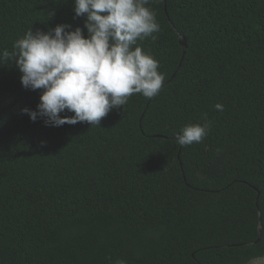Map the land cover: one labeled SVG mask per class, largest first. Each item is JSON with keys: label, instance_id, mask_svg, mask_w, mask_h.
Masks as SVG:
<instances>
[{"label": "trees", "instance_id": "obj_1", "mask_svg": "<svg viewBox=\"0 0 264 264\" xmlns=\"http://www.w3.org/2000/svg\"><path fill=\"white\" fill-rule=\"evenodd\" d=\"M145 6L160 31L132 47L159 62L164 85L153 98L133 94L99 125L33 122L21 110L35 111L43 90L25 89L15 61L0 60V264H248L264 255V0ZM74 8L0 0V52L30 28L71 25L87 38L86 14ZM205 121L202 142H176L174 133Z\"/></svg>", "mask_w": 264, "mask_h": 264}, {"label": "clouds", "instance_id": "obj_2", "mask_svg": "<svg viewBox=\"0 0 264 264\" xmlns=\"http://www.w3.org/2000/svg\"><path fill=\"white\" fill-rule=\"evenodd\" d=\"M149 0H75V16L86 14L85 38L81 28L71 25L33 32L31 28L15 41L13 51L0 52V60L12 59L21 85L27 90H43L35 111L22 109L35 122L43 118L45 126L60 127L88 122L99 125L101 119L133 94L153 98L161 91L165 76L159 62L136 45L160 31L156 14L146 7ZM102 13H106L102 15ZM155 39V36H152ZM223 111L222 104H216ZM65 110L72 116H61ZM211 122L189 124L174 133L181 146L200 143L211 130ZM116 264H126L123 260ZM248 264H264V255Z\"/></svg>", "mask_w": 264, "mask_h": 264}, {"label": "water", "instance_id": "obj_3", "mask_svg": "<svg viewBox=\"0 0 264 264\" xmlns=\"http://www.w3.org/2000/svg\"><path fill=\"white\" fill-rule=\"evenodd\" d=\"M180 43L184 49L187 47V43H186V40L184 39V37L180 38ZM261 231H262V228H260V233H261ZM259 240H260V237H259Z\"/></svg>", "mask_w": 264, "mask_h": 264}]
</instances>
